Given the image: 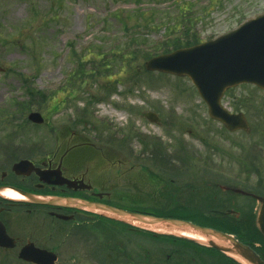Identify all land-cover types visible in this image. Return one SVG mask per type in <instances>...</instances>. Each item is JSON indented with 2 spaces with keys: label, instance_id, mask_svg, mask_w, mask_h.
<instances>
[{
  "label": "rangeland",
  "instance_id": "rangeland-1",
  "mask_svg": "<svg viewBox=\"0 0 264 264\" xmlns=\"http://www.w3.org/2000/svg\"><path fill=\"white\" fill-rule=\"evenodd\" d=\"M135 1L0 0V174H9L15 162L5 159L6 148L18 151L17 160L29 157L39 166L52 161L57 167L63 154L57 150L69 147L76 136L87 142L80 144L78 153L93 150L98 158L92 170L96 189L108 191L114 203L158 210L185 205L192 196L200 205L209 190L207 181L216 179L264 192V90L240 85L226 92L223 103L233 113L245 114L251 127L250 132L231 133L211 121L191 81L146 73L144 53L130 67L127 62L132 56L126 49L127 38L135 35L137 42L148 44L140 52L160 55L156 46L168 34L178 35L190 27L201 42L214 40L264 15V0H141L139 6ZM125 25L130 32H125ZM139 25L151 29L136 28ZM73 50L77 53L75 61L82 62V75L72 87L66 83V76L75 67ZM103 63H112V72L105 77L95 75ZM35 70L39 72L33 89L42 92L44 98L31 105L20 73L30 77ZM31 112L42 113L47 123H29ZM147 113L157 115L158 121L150 122ZM82 117L88 123L76 125ZM131 130L135 132L131 148L137 155L144 149L136 137L140 133L159 139L172 153L181 143L196 161H174L167 169L156 168L129 160L124 150L121 153L106 145L108 137L122 139ZM88 143L104 158L121 154L119 158L127 164L117 163L119 158L105 164ZM143 165L148 170H143ZM186 168L194 170L185 172ZM37 216H28L22 208L9 213L11 234L21 243L15 250L0 249V264H25L17 259L18 253L33 237L55 248L58 264H141L147 251L152 258L145 264H158L174 250L183 251L187 260L197 261L192 264L218 260L191 246L155 241L143 232L99 222L91 216L80 215L86 225L60 223L45 214ZM106 247L110 250L104 252Z\"/></svg>",
  "mask_w": 264,
  "mask_h": 264
},
{
  "label": "water",
  "instance_id": "water-1",
  "mask_svg": "<svg viewBox=\"0 0 264 264\" xmlns=\"http://www.w3.org/2000/svg\"><path fill=\"white\" fill-rule=\"evenodd\" d=\"M149 71H160L179 76H188L198 88L201 97L209 106L210 116L222 122L230 131H249L247 118L243 114L231 115L221 105L225 90L242 84L250 83L264 89V16L244 25L238 31L219 40L186 49L173 54L155 58L146 63ZM150 121L155 122L154 115H148ZM28 121L42 125L45 123L40 113H32ZM13 171L17 175L28 176L35 172L40 180L49 185L72 184L62 177L60 169L44 173L36 169L30 161L24 160L16 163ZM209 188L216 187L222 193L232 192L236 196L251 197L260 205L257 217L254 220L259 233L264 237V197L242 188L218 182L206 183ZM22 195L23 202L33 205L60 207L98 214L107 218L121 221L125 224L148 230H166L178 232L176 236L185 240L197 242L213 250L233 258L241 264H264L249 246L239 242L234 236L195 225V223L161 218L153 215L130 212L100 202H91L77 198L65 197H37L20 190L12 189ZM4 190L0 188V195ZM2 197V196H1ZM69 220L68 217H60ZM0 247L4 249L15 248V240L9 238L4 225L0 222ZM32 264H57L58 257L55 253L35 248L32 243L27 244L20 252L19 258Z\"/></svg>",
  "mask_w": 264,
  "mask_h": 264
},
{
  "label": "flooded vegetation",
  "instance_id": "flooded-vegetation-1",
  "mask_svg": "<svg viewBox=\"0 0 264 264\" xmlns=\"http://www.w3.org/2000/svg\"><path fill=\"white\" fill-rule=\"evenodd\" d=\"M81 145H72L69 148H66L63 152L60 163L61 172L63 177L67 178L68 180L75 182L72 184L71 188L68 186H47L46 184H41L39 178L34 174L30 175L29 177H18L12 175V179H16L17 182H11L7 180V177L0 179V187H14L18 188L24 193H29L33 195H40V196H59V197H78V198H85L89 201V199L97 198V192L95 185L93 183L94 173H93V164L97 157L93 154V150L84 151L78 153L79 147ZM93 148L92 146H90ZM76 151L78 155L72 154V151ZM59 163V164H60ZM90 165V166H88ZM44 171L48 174H53V170L56 169L54 163L49 161L47 163L44 162L43 164ZM237 201L232 198L229 200V205H236ZM21 206L24 208L25 214L27 213L28 216H37V215H48L52 220L61 221L57 218V215H65V216H72L74 220L78 215V212L72 210H65V209H57V208H48L42 207L39 208L37 206H32L28 204H13L9 203L2 198H0V220L4 223L7 228L8 233L12 229L11 219H8L9 213L12 211V208H16ZM237 207H233L232 209L226 211L231 215L237 213ZM247 211H250L248 209ZM39 217V216H37ZM238 217V214H237ZM10 234V233H9ZM16 240L17 245L20 243V238L14 237ZM34 242L35 245L42 249H49L45 246V242H41L38 238H31L27 239L26 242ZM256 252L260 255L261 258L264 259V246H260ZM50 250V249H49Z\"/></svg>",
  "mask_w": 264,
  "mask_h": 264
},
{
  "label": "trees",
  "instance_id": "trees-1",
  "mask_svg": "<svg viewBox=\"0 0 264 264\" xmlns=\"http://www.w3.org/2000/svg\"><path fill=\"white\" fill-rule=\"evenodd\" d=\"M118 2V1H117ZM136 2V4H138L137 6H139V5H141L142 3H141V0H136L135 1ZM148 27V26H147ZM125 28H127V26H125ZM149 28V27H148ZM127 32H129V30L127 29ZM184 34H186V36H185V38H182L181 36L180 37H178V38H175V39H171V41L170 42H167V43H165V45H163V46H160V47H158L157 48V50L156 51H158V52H162V53H168V52H170L171 50H177V49H179V48H182V47H189V46H192V45H195V44H197V43H199V39H197V36H196V34H191L190 35V31L189 30H187L186 29V31L184 32ZM139 38H137L135 35L133 36V37H131V39H130V43H131V45H133V46H137V47H141L142 45H144V43H142V42H137V40H138ZM142 40V39H141ZM145 46V45H144ZM140 54V52L139 51H137V50H133L132 51V53L130 54L133 58H131L130 59V62L132 63V62H135V60H137L138 59V55ZM155 55H157V54H154V53H150V52H147V53H144V57L146 58V59H149V58H151V57H153V56H155ZM80 70L81 69H77L76 70V74L74 75L75 77H77L78 76V73L80 72ZM21 78L20 79H23V82H24V84H25V87L23 88L24 90H25V94H26V96H27V98H28V100H29V104H33V103H38L39 101H38V99H42L43 100V98H44V96H42L41 94H42V92H40V91H37V89H33L34 87V84H33V82L30 80V79H28V78H26L25 76H23V75H21L20 76ZM111 205H114V206H117V207H126L125 205H121V203L120 204H117V203H114V204H111ZM129 208V207H128ZM126 209V208H125ZM129 209H131L130 211H136V212H141V213H151V214H153V215H156V216H161V217H169V218H180V217H182V218H188V216H186L185 214V211L183 212L184 214H180L179 215V217L178 216H175V214L171 211V210H157V209H151V210H149V211H143V210H141V209H138L137 207L136 208H129ZM185 215V216H184ZM181 218V219H182ZM99 219H100V221H104L103 223H110V224H114V225H118V226H120L122 223H118V222H116V221H114V220H110V219H106V218H102V217H99ZM188 219H194L195 220V218H188ZM123 226V225H122ZM252 225L251 224H249V225H247V229L248 230H250L251 232H253L254 230H253V227H251ZM250 231H249V233H250ZM251 234V233H250ZM160 238H162V239H164V241L165 240H167V241H169V242H173V243H184V244H186V245H190V246H192V247H196V249H197V247L198 248H200V249H203V248H201V247H199V246H197V245H195V244H193V243H190V242H187V241H182V240H180V239H175L174 237H167V236H164V237H160ZM108 249L110 250V248H108V247H106V248H104V252L105 251H108ZM206 250V249H205ZM210 253L212 252V251H210V250H208ZM112 253H110L109 252V255H111ZM234 263V262H233ZM234 264H236V263H234Z\"/></svg>",
  "mask_w": 264,
  "mask_h": 264
},
{
  "label": "bare ground",
  "instance_id": "bare-ground-1",
  "mask_svg": "<svg viewBox=\"0 0 264 264\" xmlns=\"http://www.w3.org/2000/svg\"><path fill=\"white\" fill-rule=\"evenodd\" d=\"M1 195L10 200H15V201L25 200V198L22 195L12 190H6Z\"/></svg>",
  "mask_w": 264,
  "mask_h": 264
}]
</instances>
